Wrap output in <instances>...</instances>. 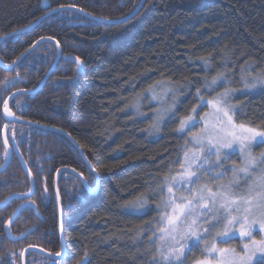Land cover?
Masks as SVG:
<instances>
[{"label": "trees", "instance_id": "1", "mask_svg": "<svg viewBox=\"0 0 264 264\" xmlns=\"http://www.w3.org/2000/svg\"><path fill=\"white\" fill-rule=\"evenodd\" d=\"M139 1L48 0L50 9L75 5L106 18L127 15ZM48 10L43 0H0V38ZM42 37L59 41L63 56L39 91L15 96L11 107L23 119L70 133L100 176L93 194L75 173H61L66 252L54 264H166L158 251L157 204L165 195L160 191L165 177L178 168L189 143L188 132L179 128L201 101L196 90L207 99L227 88L242 89L233 101L237 121L264 129V86H245L246 80L251 84L252 77L264 75V0H145L134 17L116 24L62 10L5 38L1 59L14 62ZM56 55V44L43 41L11 71L0 67V166L8 156L4 132L12 148L10 162L0 171V264H22L29 246L61 251L60 168L83 172L96 185L95 173L67 136L3 116L9 95L37 87ZM67 55L79 57L82 70ZM218 74L226 80L206 91L205 79ZM160 83L177 90L179 100L157 133L151 109L145 102L137 110L136 103ZM28 170L34 180L29 197ZM143 197L144 210L130 207ZM20 205L10 237L6 226ZM219 244L240 248L241 239ZM193 247L183 264L204 257L202 241ZM49 263L41 252L27 255V264Z\"/></svg>", "mask_w": 264, "mask_h": 264}, {"label": "snow or ice", "instance_id": "2", "mask_svg": "<svg viewBox=\"0 0 264 264\" xmlns=\"http://www.w3.org/2000/svg\"><path fill=\"white\" fill-rule=\"evenodd\" d=\"M43 2L47 6V0H43ZM65 7L61 5L59 8L51 9V12L61 11ZM67 7H75V5ZM56 43L59 45V41ZM75 59L79 61V57ZM223 80H226L223 74H218L211 81L205 79V90L213 89ZM258 85L264 86V75L252 77L251 84L247 80L245 81L246 87L254 88ZM196 92L197 98L204 102L205 106H210L211 113H205L199 118L203 127L200 132L191 137V142L197 146L198 151L192 152L190 155L186 152L185 164L181 165L184 171L179 176L165 177L166 183L160 187L161 192L166 188L168 194V198L161 205L164 214L159 219L163 226L157 229L160 233L158 239L162 242L158 249L160 260L166 264H183L181 258L185 255V248L187 247L190 251L192 247L189 241L199 244L204 236L210 234V228H215L216 225L223 222V230L217 231L212 242L205 245L204 258L198 260L196 264H264V170L260 168L261 165H264V152H261L257 157L251 151L254 143L264 144V129L236 124L233 121L231 110L234 106L228 103L232 95L231 89H226L206 101L200 95L199 88ZM191 111V115L181 120L179 131L183 132L186 128L195 126L197 122L196 107H193ZM5 112L13 115L7 105H5ZM234 144L239 146L244 157V166L234 169V171L244 173L246 177H251L254 171H261L259 177H252V184L240 193L233 191L232 183H230L229 185H220L216 191L205 185L191 199L175 196L173 183L181 186L194 184L200 178L191 169L193 166L202 167V153L205 149L209 154L214 153L219 158L222 149L231 148ZM203 163H207L206 158L203 159ZM98 171L96 168L91 169L92 173H98ZM79 175L83 177L84 173L81 172ZM219 175H223V173ZM93 180H96L95 175ZM177 200L181 202L178 203ZM209 201L211 204L208 203ZM142 203L143 198L136 202L137 205H142ZM134 206L136 205H130V207ZM210 208L216 209L212 215L214 223H210L208 228H202L199 224V221L205 220L202 213ZM237 225L238 227H236ZM257 229L261 234L259 240L254 235ZM237 235L242 241L239 252L236 248L216 246L217 238L227 241ZM55 255L59 256L61 253L57 252Z\"/></svg>", "mask_w": 264, "mask_h": 264}, {"label": "rangeland", "instance_id": "3", "mask_svg": "<svg viewBox=\"0 0 264 264\" xmlns=\"http://www.w3.org/2000/svg\"><path fill=\"white\" fill-rule=\"evenodd\" d=\"M227 89H231V88H227ZM224 90H222V92ZM231 90H232V95L230 96L228 103L234 106V108L231 110L233 121L236 124H244V123L237 121L236 115H235L237 107L233 103L236 95L243 90L242 89L240 90L231 89ZM215 96H217V94ZM212 98H207V99L205 98V101L208 99H212ZM178 100L179 99L177 95V90L175 91L174 88L170 85L160 83V84L153 86L152 88H150L148 91H146L143 94L141 99L136 103V108L137 110L138 109L140 110L142 105H144L146 102V106H148L151 109L149 115L152 116L153 121H154L152 125V130L158 133L159 127L162 125L163 121H165V119L174 111L175 105L177 104ZM196 109H197V112H196L197 122L195 126L186 128L184 130V132L186 131L188 132V136H189L188 142L189 143L184 149L182 161L180 165L178 166V168L169 177L179 176L184 171L181 165L185 164V153L186 152L189 153L190 155L192 152L198 151L197 146L191 142V137L193 134L200 132L203 125L199 122V118L204 116L205 113H211V108L210 106H205L204 102L200 101ZM138 113L142 114V111H139ZM246 126H249V125H246ZM251 151L253 152L255 156L259 157L260 153L264 152V144L254 143L251 148ZM204 158H206L207 163H203ZM243 159L244 157L239 150V146L236 144H234L231 148L222 149L219 158H217V156L214 153L209 154L207 150L205 149L202 153V160H201L202 167L197 168L193 166V168L191 169L193 172H196L200 178L196 180L194 184H183L181 186L179 184L173 183L172 187H173V192L175 196L176 197H187L188 199H191L192 196L195 195L196 193H199L201 189L203 188V186L205 185H207L213 191H216L220 185H229L230 183H232L233 191L237 193L242 192L245 188L248 187V185L253 183L252 177H259L261 175V171H254L251 177H246L244 173L234 171V169H239L244 166ZM260 168L261 170H264V165H261ZM220 173H223V175H219ZM205 174H207V176L209 177L204 178ZM203 180H206V181H203ZM165 183L166 181L164 182V184ZM189 189H191V191H189ZM164 192H165L164 198L160 200L157 204V208L159 210L160 216L164 214V211L161 208V205L163 204V201L168 198L166 188ZM177 202L180 203L181 201L177 200ZM208 203L211 204L210 201ZM132 205H136L132 208L137 211L144 210L147 206V197L145 198L143 197L142 205H137L136 202L133 203ZM215 211H216L215 208H210V210L203 211L202 214L205 220L199 221V224L201 225L202 228H208L210 223H214L212 219V215H213V212ZM162 226L163 224L161 223V227ZM236 227H238V225ZM222 230H223V222L219 225H216L215 228H210L209 229L210 234L207 236H204V238L201 240L203 247L205 248L206 244H209L212 242L213 237L217 231H222ZM254 235L257 240L261 238V234L258 229L257 231L254 232ZM237 237L239 236L237 235ZM223 241L224 240L222 238H217L215 241L216 246L219 248H236L238 252L240 251V248L231 246L229 244L220 245L219 243H223ZM159 242H160L159 244L161 245L162 242L160 240ZM189 243L192 244L191 251L194 252V249H193L194 244L191 241H189ZM187 251L188 249L186 247L185 253ZM184 256L181 258L182 260ZM203 258H199L198 260H201ZM197 261H195L193 264H196Z\"/></svg>", "mask_w": 264, "mask_h": 264}, {"label": "water", "instance_id": "4", "mask_svg": "<svg viewBox=\"0 0 264 264\" xmlns=\"http://www.w3.org/2000/svg\"><path fill=\"white\" fill-rule=\"evenodd\" d=\"M144 1L145 0H140L139 3L137 4V6L130 13H128L127 15H124V16H121V17H116V18H106V17L97 16L95 14H92L90 12H87V11L81 9V8L76 7V6L75 7H67L66 6L62 10L75 9V10L81 12L82 14H84L85 16H87L89 18H92L94 20H97V21H100V22H104V23H109V24H116V23H122V22L128 21L132 17H134L140 11V9L142 8V6L144 4ZM43 7L45 9H49V10L43 16H41L35 22H33L32 24H30V25H28V26H26L24 28H21V29L15 31V32H13V34H17V33L24 32V31H27L29 29H32L35 26H37L40 22H42L45 18H47L49 15L53 14V12H51V9H53V8L50 9V4H49L48 0H47V6H45V4L43 2ZM56 8H59V7H56ZM8 36H11V35H6V36L1 37L0 38V44ZM43 41H51V42H54L56 44V46H57V55H56V58H55V60H54V62L52 64V66L50 67V69L48 70L47 74L44 76V78L38 84L37 87H35L33 89H19V90H16V91L12 92L9 95V97L5 101V104H4V107H3V111H2L3 112V116H4V118L6 120H8L10 122H24V123H28V124H32V125L38 126V127L42 128V129H45V130H51V131H55V132H59V133L64 134L77 147V149L79 150V152L81 153V155L83 156V158L85 159V161L87 162V164L89 165V167L92 169V168H94L93 165H92V163L89 164V161L90 160L88 159V157L84 153L82 147L70 135V133H68L66 130H64L62 128H58V127H55V126H49V125H43V124H40V123H37V122H31V121H28L26 119H23V118L17 116L16 113L13 111V109L11 107V102H12V100H13V98L15 96H17V95H19L21 93H28V94L36 93L37 91H39L44 86L45 82L50 78L52 72L54 71L55 67L59 63V61H60L61 57L63 56V54H62V50H61L60 44L57 45V43H56L57 40L48 37V38H44V39L38 40L33 46H31L28 50H26L14 62H11V63L4 62L1 59V57H0V67H2L3 69H5L6 71H11L23 59V57L27 53H29L30 51L34 50ZM76 57L77 56H74V55H67V56H65V58H68L70 60H73L77 64H79V68H80V70H82V68H83V61L80 58H79V61H77L75 59ZM5 105H7V108L11 111V113H13V115H9L8 113L5 112ZM3 137H4V142H5L7 151H8V156H7L6 160H5V162L0 166V171L10 162V160L12 158V148H11V145L9 144V142H8V139H7V136H6V133L5 132L3 133ZM63 171H71V172L75 173L81 179V181H86V182H83V184H84V186L87 188V190L90 193H93V194L94 193H97V191H98V189L100 187V176H99V173H95V175H96V185L95 186H91L90 183L86 180V178L84 176L81 177L79 175L80 172L77 171L76 169H74L72 167H62V168H60L58 170V172H57V175H56V193H57L58 203H59V209H60V238H61L62 248H61V251L59 253H61V255L57 256V255H55L56 253L49 252V251H47V250H45V249H43L41 247H38V246H29V247L25 248V250L22 253V264H27V255L31 251H38V252H41L42 254L46 255L47 257H49L50 258V263L49 264H54L56 261L62 259L63 256H64V254H65V252H66V242H65V238H64V228H63V219H62V205H61V197H60V193H59V177H60V175H61V173ZM28 172H29L30 179H31V182H32V188H31L30 192L28 194H26L27 197H29L30 194L32 193L33 184H34L33 176H32V174L30 173L29 170H28ZM14 196H16V195L10 196L7 199V201L9 199H11L12 197H14ZM21 207H22V205H20L17 208V210L14 212L13 216L11 217V219L9 220V222L7 223L6 230H7V233H8V235L10 237L12 236L11 235V224H12L13 220L15 219V217L18 215Z\"/></svg>", "mask_w": 264, "mask_h": 264}, {"label": "bare ground", "instance_id": "5", "mask_svg": "<svg viewBox=\"0 0 264 264\" xmlns=\"http://www.w3.org/2000/svg\"><path fill=\"white\" fill-rule=\"evenodd\" d=\"M83 183V182H82ZM23 253V252H22Z\"/></svg>", "mask_w": 264, "mask_h": 264}, {"label": "flooded vegetation", "instance_id": "6", "mask_svg": "<svg viewBox=\"0 0 264 264\" xmlns=\"http://www.w3.org/2000/svg\"><path fill=\"white\" fill-rule=\"evenodd\" d=\"M95 186V185H94Z\"/></svg>", "mask_w": 264, "mask_h": 264}]
</instances>
